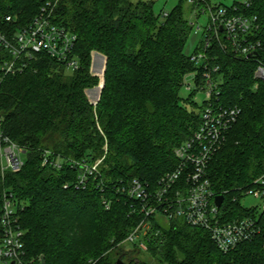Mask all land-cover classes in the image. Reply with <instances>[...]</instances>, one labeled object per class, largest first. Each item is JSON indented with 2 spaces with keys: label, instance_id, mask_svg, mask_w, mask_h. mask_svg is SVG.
<instances>
[{
  "label": "trees",
  "instance_id": "1",
  "mask_svg": "<svg viewBox=\"0 0 264 264\" xmlns=\"http://www.w3.org/2000/svg\"><path fill=\"white\" fill-rule=\"evenodd\" d=\"M248 1L246 13L257 17L264 39V0ZM43 2L7 0L2 7L25 23ZM186 2L165 16L155 14L154 0H59L54 22L78 36L80 68L67 74L44 58L36 73L0 72L2 135L26 151L18 172L3 173L0 154V245L7 195L16 204L14 229L23 232L24 264H264L261 238L224 253L207 232L182 221L156 223L161 232L147 241L155 262L122 245L141 217L130 215L128 200L117 192L120 182L157 183L178 166L175 149L201 123L202 107L192 95H180L186 76L198 70L185 51L193 29ZM92 53L106 59L97 106L87 96L100 83ZM215 54L223 68L221 101L242 110L208 167L212 188L224 192L264 173V82L255 89L257 61ZM45 151L50 158H103L100 176L77 188L78 173L45 164Z\"/></svg>",
  "mask_w": 264,
  "mask_h": 264
},
{
  "label": "built area",
  "instance_id": "2",
  "mask_svg": "<svg viewBox=\"0 0 264 264\" xmlns=\"http://www.w3.org/2000/svg\"><path fill=\"white\" fill-rule=\"evenodd\" d=\"M0 0V72L5 76L38 72L44 58L66 67L67 71L80 68L75 54L78 36L54 22L59 0H43L38 12L29 22L21 23L17 14L3 11ZM16 1V0H12ZM194 6L196 22L192 27L201 30L197 19L208 14L203 28V40L191 54L190 60L198 70L194 72L193 90L203 91L206 98L201 109V123L191 138L174 151L178 166L163 174L157 183L150 185L138 179L120 182L117 192L130 204V215H138L141 221L128 234L125 243L148 250L147 241L158 236L154 222L182 221L188 226L204 230L224 253L236 249L240 244L261 238L264 246V173L247 186L232 191L217 192L208 177V167L215 154L225 144L229 132L238 122L242 110L239 106H227L221 101L223 68L217 62V53L226 52L237 59L257 61V81L264 82V39L258 37L260 25L256 16L246 13L250 7L244 4L231 7L213 4L211 0H187ZM167 16V14H165ZM257 54L256 58H249ZM1 124V121H0ZM1 170L20 171L26 151L2 135L0 125ZM44 152V163L55 168L69 166L78 173L77 188H85L91 177L100 176L103 162L77 161L60 157L50 158ZM252 195L258 200L256 206L247 208L241 202ZM218 196L223 204H216ZM106 209L111 202L104 201ZM239 205L242 213L237 212ZM15 201L5 196L1 219L4 237L0 245V264H24L23 232L14 229ZM240 213V214H239Z\"/></svg>",
  "mask_w": 264,
  "mask_h": 264
},
{
  "label": "rangeland",
  "instance_id": "3",
  "mask_svg": "<svg viewBox=\"0 0 264 264\" xmlns=\"http://www.w3.org/2000/svg\"><path fill=\"white\" fill-rule=\"evenodd\" d=\"M247 0H211V2L213 4H222L224 6L227 7H231L235 4H244ZM180 0H154V12L156 15L159 14H165V13H169L171 12L178 4H179ZM185 10H186V16L189 19V21L192 22H196V18L194 15V6L190 5L189 3H185ZM197 22L199 24V26H201V30H197V26L195 25V27H193L192 32L190 34V37L187 41V45H186V53L187 54H192L195 49L197 48V46L200 44V42L203 40V36H202V32H203V28L207 25L208 22V14L207 13H203L200 15V17L197 19ZM96 55L102 57L101 58H96ZM92 53V70L94 75L98 76L100 79V83L98 84V86L89 89L87 91V96L89 98V101L94 105L97 106L98 102L100 101V96H101V92L103 90L99 89V86L101 85V83H103L104 81V71H105V65H106V59L103 55L101 54H96ZM95 69V70H94ZM67 74H73L72 70H68ZM193 80H194V74L191 73L189 75L186 76L185 80H184V85L181 88V98L182 99H186L189 98L190 95H192V99H194V101L199 105L202 106L205 98H206V94L203 91H199V92H194L193 90ZM259 87V86H258ZM255 88V89H258ZM22 159L25 161L26 160V154H22ZM242 206L247 207V208H251L256 206L258 203V200L255 199L252 195L246 196L242 202H241ZM158 221L154 222L155 228H156V223ZM159 223H166L167 222L161 220ZM158 231V235L161 232V229L157 230ZM122 245H124L126 250H131V249H138L140 250L139 253V257L142 260H149L151 263L155 262V258H153L152 256L148 255V250H142L140 248H137L129 243H125V241L122 243ZM142 253V254H141Z\"/></svg>",
  "mask_w": 264,
  "mask_h": 264
},
{
  "label": "water",
  "instance_id": "4",
  "mask_svg": "<svg viewBox=\"0 0 264 264\" xmlns=\"http://www.w3.org/2000/svg\"><path fill=\"white\" fill-rule=\"evenodd\" d=\"M258 55L257 54H252L249 56V58H256ZM224 202V197L223 196H218L216 198V204L220 207ZM117 264H123V261L121 259H119L117 261Z\"/></svg>",
  "mask_w": 264,
  "mask_h": 264
}]
</instances>
